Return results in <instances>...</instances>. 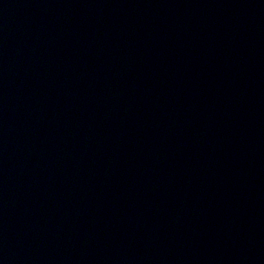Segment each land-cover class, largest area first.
Masks as SVG:
<instances>
[{"label":"water","instance_id":"obj_1","mask_svg":"<svg viewBox=\"0 0 264 264\" xmlns=\"http://www.w3.org/2000/svg\"><path fill=\"white\" fill-rule=\"evenodd\" d=\"M0 264H264V0H0Z\"/></svg>","mask_w":264,"mask_h":264}]
</instances>
